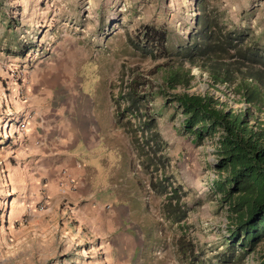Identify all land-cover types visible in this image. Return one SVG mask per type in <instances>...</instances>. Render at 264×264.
Returning a JSON list of instances; mask_svg holds the SVG:
<instances>
[{"label": "rangeland", "instance_id": "374dc122", "mask_svg": "<svg viewBox=\"0 0 264 264\" xmlns=\"http://www.w3.org/2000/svg\"><path fill=\"white\" fill-rule=\"evenodd\" d=\"M201 2L226 30L246 34V43L264 52V0H0V264H182L173 245L179 231L162 218L152 176L143 173L124 135L115 142L101 137L105 140L88 153L89 160L77 158L86 170L91 161L87 181L93 200L110 207L109 213L123 207L116 236L97 239L89 217L79 215L81 202L49 209L50 201L47 211L40 210L48 198L40 201L44 196L37 193L41 185L35 168L13 158L18 146L30 150V144L25 137L18 142L12 132L20 119L14 115L18 106L35 97L65 105L62 113L73 106L88 113L90 105L102 128L100 118L113 112L111 96L117 90L112 86L121 71L138 62L140 70L153 74L150 88L155 91L160 84L157 63L122 51L123 42L137 41L136 32L151 26L165 30L167 48L174 49L193 31L194 8ZM20 51L23 56L16 57ZM199 73L192 69L189 93L208 90L205 75ZM54 105L47 104L50 110ZM150 108L165 144L161 176L167 182L162 184L180 185L185 234L198 260L215 263L230 213L208 187L213 148L207 141L194 146L179 133V115L158 97ZM57 112L54 108L53 116ZM112 133L120 136L119 131Z\"/></svg>", "mask_w": 264, "mask_h": 264}, {"label": "trees", "instance_id": "16d2710c", "mask_svg": "<svg viewBox=\"0 0 264 264\" xmlns=\"http://www.w3.org/2000/svg\"><path fill=\"white\" fill-rule=\"evenodd\" d=\"M205 6L195 5L193 31L172 50L166 45V31L151 26L136 32L137 41L123 42L122 51L132 55L135 51L140 60L157 63L160 84L155 91L150 88L153 74L143 72L135 62L133 68L120 72L112 86L117 92L111 96V115L143 173L152 176L162 218L179 231L173 245L182 264H204V260L197 259L185 234L184 192L171 181L162 184L167 182L161 176L165 144L150 108L154 97L179 115L175 129L191 144L207 141L213 148L208 187L227 205L230 215L221 251L210 264H245L249 259L264 264V52L247 44L246 34L226 30ZM22 56L20 51L16 57ZM192 69L207 79L208 90L202 94L187 90L194 79Z\"/></svg>", "mask_w": 264, "mask_h": 264}, {"label": "crops", "instance_id": "0c3cea01", "mask_svg": "<svg viewBox=\"0 0 264 264\" xmlns=\"http://www.w3.org/2000/svg\"><path fill=\"white\" fill-rule=\"evenodd\" d=\"M36 98L28 99L25 106H18L20 109L14 114L26 123L24 142L30 144V147L28 146L30 150L18 146L13 158L17 164H26L35 168L34 175L39 178V185H41V190L37 193L44 196L40 198V201H44L45 196L48 198L43 204L41 203V210L47 211L50 201L49 209L55 208L54 206L60 203L63 206L66 204L69 206L70 203L81 202L79 215L89 217L87 219L89 229L95 233L94 236L97 239L114 238L117 226L121 225L117 224L116 220L121 216L123 207L113 208V211L109 213L110 207H101L97 201L93 200L94 197L90 193L87 181V174L92 171L89 164L91 161L88 162L87 171L82 168L77 158L78 156L90 158L88 153L101 146V137L106 141L115 142V138L121 141L122 131L114 125L109 111L110 118H100L102 121V125L100 124L102 128H100L99 122L91 115L90 105H88V113H84L79 107L77 110L74 106L73 110L67 113L64 112L65 105L59 106L50 97L49 100L48 98L46 100ZM49 101L53 105L55 103L52 110L47 106ZM41 106H43L42 109ZM54 108L59 109L58 116H53ZM61 109H64L63 113ZM33 121L36 126L31 125ZM112 131H119L120 136H115ZM34 142H41L42 145L40 148L34 147ZM109 146L113 145L109 143ZM68 180L73 182V190H69ZM59 184L64 185L65 194L63 196L60 195ZM36 189L38 187H35L34 191Z\"/></svg>", "mask_w": 264, "mask_h": 264}, {"label": "built area", "instance_id": "2783aa9c", "mask_svg": "<svg viewBox=\"0 0 264 264\" xmlns=\"http://www.w3.org/2000/svg\"><path fill=\"white\" fill-rule=\"evenodd\" d=\"M12 124H8V126L6 127L8 129L9 126H11ZM16 135V138L18 139L17 141L20 142L23 140V138L26 135V123L23 120H18L15 124H13V132ZM34 147L40 148V146L42 145L41 142H34ZM23 146V145H22ZM24 147V146H23ZM68 185H69V190H73V182L71 180H68ZM60 186V195L63 196L65 194V190H64V185L59 184ZM42 208H40L41 210Z\"/></svg>", "mask_w": 264, "mask_h": 264}]
</instances>
